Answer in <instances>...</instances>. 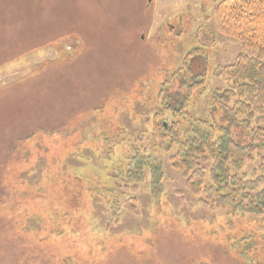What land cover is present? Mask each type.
<instances>
[{
	"label": "rangeland",
	"instance_id": "rangeland-1",
	"mask_svg": "<svg viewBox=\"0 0 264 264\" xmlns=\"http://www.w3.org/2000/svg\"><path fill=\"white\" fill-rule=\"evenodd\" d=\"M220 1L0 0V264H264V219L203 205L153 140L157 111L173 120L165 98L243 130L217 92L236 59L256 51L221 35ZM130 145L164 174L156 190L148 171L125 190L137 213L128 197L112 211L91 193L83 213L68 211L82 188L108 184L116 196ZM262 158L239 175L264 176ZM60 166L68 195L48 186ZM33 223L51 227L49 243L29 247L41 237Z\"/></svg>",
	"mask_w": 264,
	"mask_h": 264
},
{
	"label": "trees",
	"instance_id": "trees-1",
	"mask_svg": "<svg viewBox=\"0 0 264 264\" xmlns=\"http://www.w3.org/2000/svg\"><path fill=\"white\" fill-rule=\"evenodd\" d=\"M214 14L221 35L236 39L243 47L256 51L255 56L240 55L236 59L225 77L227 89L217 92V97L223 100L221 107L229 117L245 118L236 124L243 130L234 132L229 125L196 119L186 113L185 105L173 104L172 100L165 98L162 103L166 105V110L171 111L173 120L168 121L166 117L162 119L165 113L159 109L155 117L153 140L158 148L169 153L173 169L184 176L186 188L193 196L203 198V205L229 210L231 216L251 215L264 219V176L258 177L254 173V177L248 179L239 175L245 161H251L257 152L264 151V0H221ZM172 106L176 109L173 110ZM130 147L134 149L127 158L128 166L124 168L118 165L120 171L124 170V176L119 171V185L124 184L125 187L120 189L118 186L115 197L108 192V184L82 188L83 192L79 194L81 196L76 199V203H68V211L75 207L78 208L76 212L83 213L88 202L85 197L91 193L97 195L100 204L111 206L112 211H119L121 199L128 197L122 203L126 204L129 212L137 213L138 198L134 193L126 195L125 190L136 192L139 184L146 182L143 179L145 171L151 177L152 190H156L161 186L164 174L162 165L146 155L144 150L134 145ZM262 162L260 173L264 175V158ZM61 167L64 168L60 166L55 175L51 176L48 186L54 187L55 191V187H58L55 185H60L63 194L68 195L73 191L66 190L68 184L66 186L61 180H67L68 183L72 178L69 174L62 176ZM24 180L21 179V183L26 187ZM77 184L80 187L83 185L82 182ZM31 187L34 189L38 186ZM32 225L35 235L44 236L45 240L40 237L38 241H29V247L32 244L39 245L41 241L49 243L50 236L45 231L49 232L51 227L39 223ZM247 260L251 261L249 257Z\"/></svg>",
	"mask_w": 264,
	"mask_h": 264
}]
</instances>
